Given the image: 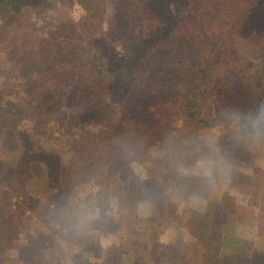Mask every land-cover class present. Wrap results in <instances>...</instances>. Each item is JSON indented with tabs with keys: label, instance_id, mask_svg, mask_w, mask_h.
<instances>
[{
	"label": "rangeland",
	"instance_id": "374dc122",
	"mask_svg": "<svg viewBox=\"0 0 264 264\" xmlns=\"http://www.w3.org/2000/svg\"><path fill=\"white\" fill-rule=\"evenodd\" d=\"M145 8L144 0L5 3L0 103L32 104L26 134L0 125V231L11 233L0 236V264H20L19 243L39 264L44 252L53 264H132L129 250L146 256L149 237L175 241L173 259H154L176 264L190 244L210 256L206 229L252 243L248 253L264 264V135L246 124L264 93V0H163L154 12L166 25L156 32ZM184 22L193 35L162 47ZM116 129L131 134L106 150ZM233 140L249 153L231 150ZM201 156L215 161L211 179L182 171ZM135 183L143 193L124 198L121 184ZM161 195L172 204L155 208ZM222 198L227 223L217 226L222 216L206 210Z\"/></svg>",
	"mask_w": 264,
	"mask_h": 264
},
{
	"label": "trees",
	"instance_id": "16d2710c",
	"mask_svg": "<svg viewBox=\"0 0 264 264\" xmlns=\"http://www.w3.org/2000/svg\"><path fill=\"white\" fill-rule=\"evenodd\" d=\"M12 1H14V0H0V13L5 10L4 9L5 3H11ZM144 2L146 5L145 9H147V14L154 15V18L156 20V22H154L155 25L152 27V28H154L153 32L157 31L156 30L157 26H159L160 31H161L162 30L161 28L164 27L166 24H164L161 17H159L160 18L159 19L158 16L155 15L154 8H155L156 4L160 5L161 3H163V0H144ZM164 3L167 4V6H168V1H166ZM240 11H241V9H240ZM242 12L249 14L248 9H242L241 15L243 16ZM263 16H264V13H263V15H261V17H263ZM188 18L190 19L191 15ZM228 21H230V20H228ZM243 23H245V22H242L241 25H243ZM183 24H184V28H181L178 26L174 27V29H173L174 31L171 33V36L164 40L162 47H165V48L176 47V46H178L179 42L183 41L184 38H190V36L193 35V34H191L190 27L189 26L187 28L185 27V25H187V23L184 22ZM245 26H247V23H245ZM187 29H189V30H187ZM255 29H256V26H255ZM43 39H44L43 42H48V43L42 44L41 48L42 49L45 48V50H44V52H42V54L48 55L47 52H48L50 40L47 38H43ZM147 71H153V70H152V68H150ZM64 72H66V74L67 73L73 74L69 70H66ZM46 76L53 83V89L45 90L46 93L47 94L50 92H51V94L56 93V91H58V90H56V86H55L57 84L56 80L53 79L48 73L46 74ZM47 87L49 88V87H51V85L48 84ZM34 99L35 98H33V100H32L33 103L34 102L40 103L39 98H37L36 100H34ZM14 102L15 101L11 102V101L6 100V101H3L2 104L0 103V125H7L8 127H10L9 129H12L14 131L15 134L16 133H18V134H24L25 133L26 134L29 127L22 128L24 121L27 120V118H28V117H26L24 112L28 111V108H29L30 104H32V103L27 98H25L24 101L22 102V104H19V105H17ZM54 113L56 115H61L56 110L54 111ZM93 113H95V110H89L88 112L81 114L79 116L78 121H81L83 123V122L90 120V118L93 117ZM33 129L38 130V127L34 124ZM123 132H119L117 129H116V132H113V133L110 132V135H108L104 138V140L107 143L109 142V145L105 146L104 148L106 150H108L110 148L109 146H111L110 142L114 141V139L121 137V135L125 134V135L130 136V134H131L127 131H123ZM232 143H233L232 145L236 146V147L231 148V150H234V151L239 150V151H241V154L244 152L246 154L249 153L248 147L246 145H244L243 143L240 145L237 142L235 143V140H233ZM112 148L114 149V146ZM115 149L117 151V148H115ZM231 153H233V151H231ZM125 157H126V155H125ZM242 157H244V159H243L244 161H247V160H245L246 159L245 156H242ZM104 162L108 163V168L111 170V172H114L115 171L114 169L117 168V164L110 157L106 158V161H104ZM7 165L8 164H2V166H4V168L6 170H9L10 169L9 166H11V165L10 164H9V166H7ZM172 178H175V177L172 176ZM121 183H123V182H121ZM121 188L125 190L124 198L125 197L129 198L132 196L141 195L143 193L141 188L138 187L137 183L133 184L132 187H130L129 189H128L126 184H121ZM221 200L216 201L215 204H217V205H216V208H214V211H212V208L211 209L209 208L206 210V212H208L207 213L208 216L214 217L215 215H217L216 217H219V218H221L220 216H222V218L224 219V222L218 223L217 226H221V225L227 223V221H225L224 215H222L224 210H225V208H224L225 205L223 204L224 199L222 198ZM163 201H164V203H163ZM161 202H162V204H165V203L172 204V199L171 198L167 199V197L165 195H161L159 197L158 201L156 199L157 204L154 207L155 208L160 207ZM216 210L218 213H216ZM188 212L190 213L191 210L188 209ZM158 213L159 212L157 211V209H155V211H153V214L155 216ZM192 216H194V215L192 214ZM197 223H199V222L197 220H194V224H197ZM151 233H154V232L149 231V233H148L149 236H151ZM8 235H11V233H9L7 231H0V236H2L3 238L7 237ZM201 235L202 236L200 239L202 241L204 240V242H206L207 252L210 256L208 258L205 257L204 259H202L201 252H199L196 249L197 244H190V246L187 247V250H185V254H187V253L188 254L187 255L184 254L183 257L178 258L179 261L175 262L176 264H262V263H258L256 260H253L254 256L252 257V253H251V255H250V253H248L247 246L252 244V243L244 244V242H247V241H242L241 239H238V238H236L234 240V242H230V241H227L225 238L221 237V234L216 236V234L211 233V230H209V229H206L205 232L202 233ZM226 236H227V234H226ZM220 239H224L225 241L223 240L224 242L219 244ZM29 240H30V242H29L30 244H33L34 246L36 245L35 236L30 237ZM16 241H18V240H16ZM173 243H175V241H173L171 243H167V244L161 243V241L159 239L149 237L148 239L145 240V244H142L144 247V252L147 254L146 256H142L143 252H141V251L139 252V251L129 250L130 256L132 258L131 263L132 264H163V261L161 263V261L154 259V256H155V254H157L159 256L161 255V257L159 258L160 260L166 259V258L173 259L172 254L167 256V253L171 252V247H172ZM19 244L20 245L18 247V251H19L18 255L19 256H21V255L25 256L26 255L27 257H29V258H26V256H25L24 259H21L20 264H39L36 261L37 260L36 256L33 255L34 254L33 251L23 250L24 245L21 243H19ZM208 244H210L211 246H214L213 251H211L210 248H208V247H211V246H208ZM254 246L255 245H250V250L252 249V247L254 248ZM48 257L49 256L45 255V252H44V256L42 257V260H46L45 264H53V262H52L53 260H51V263H50L48 260ZM42 260H40V261H42ZM34 262H36V263H34Z\"/></svg>",
	"mask_w": 264,
	"mask_h": 264
},
{
	"label": "clouds",
	"instance_id": "9594fccd",
	"mask_svg": "<svg viewBox=\"0 0 264 264\" xmlns=\"http://www.w3.org/2000/svg\"><path fill=\"white\" fill-rule=\"evenodd\" d=\"M257 100L259 101L257 108L246 116V124L251 129L249 134L252 136L264 135V93H260ZM214 165L215 161L209 156H201L190 169L182 168V171L186 173L190 171L194 175L211 179Z\"/></svg>",
	"mask_w": 264,
	"mask_h": 264
}]
</instances>
